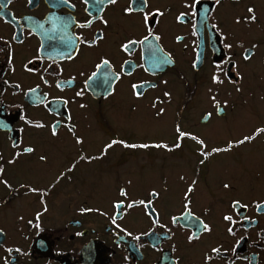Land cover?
I'll use <instances>...</instances> for the list:
<instances>
[{"label": "flooded vegetation", "instance_id": "1", "mask_svg": "<svg viewBox=\"0 0 264 264\" xmlns=\"http://www.w3.org/2000/svg\"><path fill=\"white\" fill-rule=\"evenodd\" d=\"M259 84L264 0H0V264H264Z\"/></svg>", "mask_w": 264, "mask_h": 264}, {"label": "snow or ice", "instance_id": "2", "mask_svg": "<svg viewBox=\"0 0 264 264\" xmlns=\"http://www.w3.org/2000/svg\"><path fill=\"white\" fill-rule=\"evenodd\" d=\"M64 2H65V3H68V0H64ZM84 2L87 4V3H88V0H84ZM106 2H107L108 4H115V3H116V0H106ZM217 3H219V0H217ZM195 6H196L195 4H193V5H186V7H193V8H194ZM70 7H73V8H74L75 6H74V5H70ZM97 7L99 8L100 6L97 5ZM133 10H134V9H133L132 7H127V8L124 9V12H125V13H131ZM157 11H158V10H157ZM253 11H254L253 8H251V7L248 8V12H249V13H253ZM180 15L183 16V15H185V14H184V13H181ZM177 19H179V17H177ZM251 19H252V20H255V16L253 15V16L251 17ZM145 20H147V14H145ZM103 22H104L105 24L107 23V21H103ZM90 24H91V21H88V22H86L85 25H80V26H81V27H84V26H87V25H90ZM61 26H62V27H66V25H64L63 23H61ZM213 27L215 28L216 25H213ZM65 39L67 40V38H65ZM147 39H148V37L145 36V37H144V40L147 41ZM156 39H159V37H156ZM178 39H179V38H178ZM84 43H88V42H87V41H84ZM128 43L131 44L132 42L129 41ZM121 47L124 48L125 50H127V47H128V46H127V45H121ZM226 47H231V45H226ZM68 58L71 59L72 57L69 56ZM244 58H245V59H248V56H245ZM157 62H159V61H157ZM100 64L108 65V64H109V60H107V59H101ZM100 64L96 65V67L99 68V67H100ZM217 67H218V69H220L221 71H223V69L220 68V66H217ZM93 75H96V73H93ZM89 79H91V77H89ZM116 79H117V80L120 79L119 75L116 76ZM212 80H213V82H215V83H220V82H221V81L219 80L218 76H216V75H213ZM45 83H47V81H45ZM16 87H19V85H16ZM57 87H58V88L60 87V83H59V82H57ZM132 87H133V89H136L137 85L133 84ZM237 90H239V89H237ZM29 91H35V89H29ZM81 94H82V93H77V95H81ZM136 95L139 96L140 93H136ZM164 95H165V96H170L171 93L165 92ZM214 99H215V97H213V100H214ZM226 103H227V102L225 101V104H226ZM81 107H84V105H81ZM163 111H164L163 109H160L158 115H159L160 113H163ZM210 116H211V113H208V114L206 115V118H207V117H210ZM29 123H31V122L29 121ZM36 126H37V127H43L44 125H43V124H38V125H36ZM176 132H177V134H178V137H177L178 140H179L180 138H183V137H186V136H187V137H190L192 140H195L197 143H199V144L201 145V148H202V149H204V148L206 147V145L204 144V141H203V140L198 139L195 135H191L190 133H187V132H185V131H182L181 128H180V126H179V124H177V126H176ZM262 132H264V127H257V128L255 129L254 133H253L251 136H247V135H246V136H244L241 140H237V141H235V143H236V144H243V143H245V142H247V141L253 139L256 135H258V134H260V133H262ZM55 134H56L55 129H53V135H55ZM76 142H77V143H82L81 138H80V137H76ZM117 143H120V144H122V145H124V146H126V147H130V148H137V147H140V148H148V147H150V145H148V144H139V145H137V144H125V142L122 141V140H121V141L112 140L110 144L105 145V148H109V147H111L112 145H115V144H117ZM153 146H154V147H157V148H168V145H167V144H163V143H161V144H156V145H153ZM174 147L179 148V147H180V144L177 143V144L174 145ZM228 147H229V148L232 147V142H229ZM225 150H227V149L213 148L211 151H212L213 153H218V152L225 151ZM32 151H34V149L31 148V147H25V148L23 149V152H25V153H30V152H32ZM19 155H20V153L17 152V153H16V156H19ZM202 155H204V156L206 157V156L208 155V153H207L206 151H203V152H202ZM40 159H41V160H44V159H46V157L41 156ZM13 162H14V161H9V163H13ZM200 163L203 164L204 161L201 160ZM2 174H3V169L0 168V175H2ZM0 183H3V184H5L6 186L11 187V186L8 184V181H7V180H0ZM129 183H131V181H129ZM194 184H195V181H193V185H194ZM223 186H224L225 188H228V187H229L228 184H224ZM30 191L36 192V191H38V190L35 189V188H32V189H30ZM191 191H192V187L189 186V188H188V192L190 193ZM122 194H124V193H123V190H122ZM151 194H152L153 196H155V195H156L155 190H153V192H152ZM136 203H139V204H141V205H145V201H144V200H140V201H138V202H137V201H133L131 204L128 205V207L131 208V207H133V205H135ZM151 203H152L151 200L147 201V205H146V206L150 207ZM189 203H190V202H189ZM233 203L236 204V205H239V201H233ZM184 207H185V210L187 211V210H188V203H186ZM256 207L259 208L260 205L257 204ZM81 211H90V209H81ZM155 211H156L155 209H152V210H151V213H149V214H150V215H155ZM39 215H40V214L37 213V216H39ZM171 219H172V221H173L174 223L176 222V217H175V216H173ZM224 219H225L226 221H230V222H231L233 218H232V216H230V215H226V216H224ZM113 223H115V219H113ZM154 223H158V217H157V219L154 221ZM201 230H202V231H211V229H210V227H209V225H208L207 223L202 224V228H201ZM227 231L231 234L232 231H233V229H232V228H228ZM193 238H194L193 236H189V240H191V239H193ZM9 251H11V249H9ZM16 251L18 252L19 249H16ZM210 252H211V253H215V254H219V253H220V249H219V248H216V247H213V248L210 249ZM212 258H213V257H212L211 255H206V256H205V260H206V261H211ZM6 264H7V261H6Z\"/></svg>", "mask_w": 264, "mask_h": 264}, {"label": "rangeland", "instance_id": "3", "mask_svg": "<svg viewBox=\"0 0 264 264\" xmlns=\"http://www.w3.org/2000/svg\"><path fill=\"white\" fill-rule=\"evenodd\" d=\"M259 85H260L259 88L257 86L254 89H251V91L253 92V95H251V96L254 98L255 101H257V102L259 101L260 102L259 113L262 115V117L260 119L263 120L264 119V85L263 84H259ZM227 88L232 89V85L228 84ZM201 91H204V95H205V89L203 88V89H201ZM247 94H248V92L244 91V93H243V95L241 97H246V96H248ZM199 96H202V94L199 95ZM250 112H252V111H250ZM153 132L155 134H157L159 131L158 130H154ZM251 153H253V152H251ZM258 155H259L260 159H263L262 153H259Z\"/></svg>", "mask_w": 264, "mask_h": 264}, {"label": "water", "instance_id": "4", "mask_svg": "<svg viewBox=\"0 0 264 264\" xmlns=\"http://www.w3.org/2000/svg\"><path fill=\"white\" fill-rule=\"evenodd\" d=\"M106 90H107V88H103L101 92L106 91ZM98 94H99V92H98Z\"/></svg>", "mask_w": 264, "mask_h": 264}]
</instances>
